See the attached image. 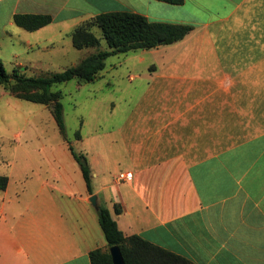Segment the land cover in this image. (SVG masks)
Wrapping results in <instances>:
<instances>
[{
	"label": "crops",
	"instance_id": "crops-1",
	"mask_svg": "<svg viewBox=\"0 0 264 264\" xmlns=\"http://www.w3.org/2000/svg\"><path fill=\"white\" fill-rule=\"evenodd\" d=\"M111 11L192 29L149 49L154 59L120 62L127 79L113 81L106 128L85 132L82 119L80 138L67 135L87 158L91 194L62 137L41 168L24 159L8 174L0 264H90L107 249L98 205L125 236L193 264H264V0H0V41L21 46L20 70L49 67L78 24ZM16 13L52 20L27 31Z\"/></svg>",
	"mask_w": 264,
	"mask_h": 264
},
{
	"label": "trees",
	"instance_id": "trees-1",
	"mask_svg": "<svg viewBox=\"0 0 264 264\" xmlns=\"http://www.w3.org/2000/svg\"><path fill=\"white\" fill-rule=\"evenodd\" d=\"M170 4H182L184 0H158ZM13 23L27 31L39 29L52 20L49 14L16 13ZM99 28L108 49L88 54L74 65L61 71L44 72L38 75H26L15 66L7 72L0 58V85L7 86L11 93L30 102L49 105L58 131L69 150L79 164L86 188L92 193L91 173L84 153L76 151L67 137L63 118V106L60 91H52L54 83L78 79L93 81L105 67V59L113 54H126L139 49L149 50L162 44H171L181 40L192 29L185 24H173L148 20L144 15L131 11H111L100 13L83 20L71 32L73 47L82 49L100 44V38L92 28ZM75 137L80 138L78 131ZM8 183L6 175H0V190ZM121 207L115 206L116 213ZM97 218L103 231L107 249L96 248L89 252L90 264H113L109 247L118 246L125 264H193L188 259L150 243L139 235L125 236L118 229L115 219L104 205L97 206Z\"/></svg>",
	"mask_w": 264,
	"mask_h": 264
},
{
	"label": "rangeland",
	"instance_id": "rangeland-1",
	"mask_svg": "<svg viewBox=\"0 0 264 264\" xmlns=\"http://www.w3.org/2000/svg\"><path fill=\"white\" fill-rule=\"evenodd\" d=\"M2 18L0 25L5 22V17ZM92 32L100 38L98 46L77 49L67 42L68 38L66 37L65 50L52 55L56 59L50 62L49 67L22 68L21 71L29 76L47 71H61L79 62L88 54L108 49L100 29L93 27ZM22 51L21 46L12 45L9 37L0 41V58L7 72H11L15 67V53L18 55V52L21 54ZM30 54L36 55V52L31 51ZM139 57H143L145 61L155 58L150 50L141 49L126 54H113L105 59V67L99 72L95 80L86 82L74 78L69 81L54 83L50 87L52 91H60L61 93L60 101L63 106L64 124L70 141L74 140L75 131L80 130L82 119L89 122L85 126V132L88 129L93 130L100 123V127L106 128L103 124H107L108 121V107L113 94V81L120 80L123 82L127 79V70L119 67V63L124 59L138 60ZM16 109L21 111V116L28 119L30 124L22 122V118L19 116L15 118L10 116L16 113ZM60 139L62 138L49 105L20 98L11 93L7 86L0 85V174L11 177L17 176L24 159H33L39 167L42 159H48L49 143L57 142Z\"/></svg>",
	"mask_w": 264,
	"mask_h": 264
},
{
	"label": "water",
	"instance_id": "water-1",
	"mask_svg": "<svg viewBox=\"0 0 264 264\" xmlns=\"http://www.w3.org/2000/svg\"><path fill=\"white\" fill-rule=\"evenodd\" d=\"M89 200H90L91 204L96 207V205H97L96 195H91ZM108 250H109L113 264H125V262L123 260V256H122L121 251H120L118 246H116V245L111 246V247H109Z\"/></svg>",
	"mask_w": 264,
	"mask_h": 264
},
{
	"label": "built area",
	"instance_id": "built-area-1",
	"mask_svg": "<svg viewBox=\"0 0 264 264\" xmlns=\"http://www.w3.org/2000/svg\"><path fill=\"white\" fill-rule=\"evenodd\" d=\"M120 177H121V178H125L126 175H125L124 173H122V174H120Z\"/></svg>",
	"mask_w": 264,
	"mask_h": 264
}]
</instances>
